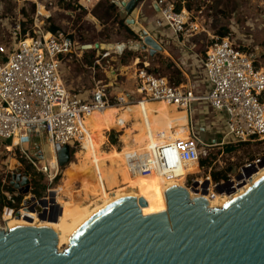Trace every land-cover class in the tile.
I'll return each instance as SVG.
<instances>
[{
    "label": "built area",
    "instance_id": "2783aa9c",
    "mask_svg": "<svg viewBox=\"0 0 264 264\" xmlns=\"http://www.w3.org/2000/svg\"><path fill=\"white\" fill-rule=\"evenodd\" d=\"M77 4L85 11L95 6L92 0H77ZM153 7L157 8L156 29L169 32L179 45L199 32V27L190 21L189 14L185 10L176 11L172 1L155 0ZM12 35L10 49L0 64V154L2 149L9 152L17 149L21 154L19 161L26 167L15 160L16 166L9 170V177L0 179V232L8 231V223L12 219H24L29 215L38 219L42 214L49 217L54 213L51 199L60 208L54 192L49 190L39 198L46 203L43 208L31 193L28 171L31 168L37 172L40 170L22 148L28 142L27 127L42 125L45 128L48 146L56 155L54 166L59 167L57 153L64 146L82 149L89 140L86 120L93 113L120 106L119 97L125 95L114 97L105 88L98 87L88 95L67 89L61 80V61L74 53L76 46L81 54L84 52L71 35L38 27L23 34L17 28ZM200 63L209 86L204 95L198 94L194 87L177 85L154 75L146 64L134 69V98L126 100L122 106L163 103L174 107L176 111L185 113L186 136L159 145L146 155L129 154L126 165L131 175L142 178L160 175L166 181H172L181 177L179 172L186 169V163L194 161L199 171L200 159L207 156L205 148L216 146V141L208 145L199 138L198 135L207 134L210 128L195 122L193 117L197 110H193V105L199 107L204 104L210 112L216 113L214 120L222 122L224 127L221 146L264 144V68L255 65L252 55L240 50L228 38L210 45ZM229 137L233 139L229 141ZM14 140L18 141L17 145H13ZM259 162L255 160L251 166L256 168ZM23 175H26L27 185L22 184ZM194 175H185L183 186L207 201L225 194H218V187L225 190L228 183L236 187L232 180L214 182L209 175L198 180L192 178ZM14 176H18L17 180L13 179ZM206 183V194L202 195ZM25 186L28 191L24 194ZM52 193L54 196L51 198Z\"/></svg>",
    "mask_w": 264,
    "mask_h": 264
},
{
    "label": "rangeland",
    "instance_id": "374dc122",
    "mask_svg": "<svg viewBox=\"0 0 264 264\" xmlns=\"http://www.w3.org/2000/svg\"><path fill=\"white\" fill-rule=\"evenodd\" d=\"M114 1L99 0L91 10L85 11L78 6L77 0H0V64L4 61L5 53L10 49L12 33L17 32V28L20 34H23L38 27L51 32L69 34L80 47L92 46V49L84 50L83 54L76 46L75 52H71L61 61L62 82L68 90L81 95H88L97 87L105 88L109 95L114 97H119L127 91L134 92V69L142 67L143 64H146L148 71L154 75H159L177 85L194 87L198 94L204 95L209 91V86L204 80L200 61L203 60L206 49L216 40L223 38H228L240 50L252 55L255 65L264 68V0H170L175 9L179 7V11L185 10L189 14L190 21L199 27V32L185 40L182 45H179L171 34L159 38L162 41L160 44L162 51L156 52L153 56L141 50L129 51L127 48L120 56L113 53L118 45L140 44L139 36L133 29L127 27L126 16L119 13ZM150 1L152 0H149L147 5ZM39 6L40 12H38ZM150 9L147 8L148 15L151 14ZM220 34L225 36L220 37ZM179 41L182 42L181 39ZM110 45L114 48L106 49V46ZM107 54L109 56H106ZM136 106L138 105L130 109L128 115L118 113L120 121L114 123L118 125L115 127L116 131L111 130L101 136L89 135L91 142L101 139V150L104 154L113 151L124 156V160L113 162V165L107 163L108 169L102 174H93L94 188L90 187L89 183L92 174L78 165L77 155L85 154L83 148L86 143L82 149L77 146L70 147L69 163L65 167L57 165L55 167L56 159L53 157L51 147L48 146L45 128L42 125H29L26 130L28 142L23 144L22 148L40 170L37 172L32 168L29 169L31 184L36 183L38 188H44L42 196L49 190L54 192L57 200H63L71 208L74 204L77 208L93 205L94 202L108 199L107 196L111 192L122 190L127 186L133 187V183L138 179L134 178L135 176L131 179L126 178L128 174L125 157L127 156L124 155V143L131 137L147 135L151 129L150 124L146 127L140 125L142 116L139 117L138 127L133 125L131 114ZM140 106L145 108L146 105ZM197 108L198 106L193 105L194 111ZM202 109L207 108L203 106ZM204 113L203 116L212 124L206 135L198 136L208 145L215 140L216 146L205 148L207 156L200 159L205 164L199 167V171H196L193 163H187L186 169L179 172L181 181L178 178L175 180L181 184L188 173H194L192 178L198 180L208 175L212 177V174H221L226 179L220 181L226 183L232 180L238 186L236 188H239L248 178H242L240 182L236 178L242 174L244 168H251L253 161L264 157V144L236 143L221 146L222 133H224L222 122L213 119L216 113H211L208 109ZM174 116L173 122H170L169 118L165 122L157 117L150 118L164 125V130L158 133V137H163L162 133H167V128L171 141L183 137L186 120L178 111ZM193 118L196 120V113ZM129 122L131 123L126 125ZM195 128L198 131L196 124ZM111 133L115 136V143H111L109 137ZM232 139L228 138L229 141ZM20 156L17 149L11 152L2 149L0 179L9 177L11 160H16L21 166L26 167L19 161ZM155 180L165 179L160 176ZM190 184L191 180L188 181V185ZM182 187L186 189L183 185ZM66 247H60V252Z\"/></svg>",
    "mask_w": 264,
    "mask_h": 264
},
{
    "label": "water",
    "instance_id": "95a60500",
    "mask_svg": "<svg viewBox=\"0 0 264 264\" xmlns=\"http://www.w3.org/2000/svg\"><path fill=\"white\" fill-rule=\"evenodd\" d=\"M137 3L139 0L114 1L126 16L127 27L141 40L140 44L118 46L153 56L162 47L156 33H147L137 25ZM69 159V147L64 146L57 153L59 167H65ZM261 167L264 157L256 168H244L236 180L249 178ZM247 169L250 171L244 173ZM23 176L22 184L27 185ZM206 187L207 183L202 195ZM27 191L25 186L22 192ZM216 191L230 194L234 188L228 183L225 190L218 187ZM163 194L166 209L155 189L115 203L111 210L94 216L75 231L61 252L55 233L49 229L20 227L0 232V264H264V177L240 197L224 204L218 200L220 207L214 209H208L201 197L190 200L181 189ZM50 203L54 213L40 215L41 222L55 223L61 215L53 199ZM38 204L46 206L42 199Z\"/></svg>",
    "mask_w": 264,
    "mask_h": 264
},
{
    "label": "bare ground",
    "instance_id": "6f19581e",
    "mask_svg": "<svg viewBox=\"0 0 264 264\" xmlns=\"http://www.w3.org/2000/svg\"><path fill=\"white\" fill-rule=\"evenodd\" d=\"M123 52H125L124 48L121 46L116 47V51H114V54L121 55ZM112 53V52H110ZM108 56V54L106 55ZM105 56V57H106ZM133 92H127L124 96L119 97L120 106L113 107V108H107L104 111L100 113H93L87 120H86V130L89 131V135L91 136H97V135H103L105 132H109L111 130H115V127L118 125L114 123H119L118 113H123L124 115H128V113L131 112V108L135 105H126L122 106V104L126 100L133 99ZM145 108L143 106H136L134 112L131 114V117L133 118V125L137 128L138 127V120L140 118V125L142 124L143 127H146L150 124V131L147 135H142L141 137H131L124 143V155L128 156L131 153H139L142 155H146L149 151H151L153 148L157 147L156 145H162L166 142H172L171 137L169 134V129H166L165 134L162 133L163 137H158V133L160 131L164 130V125L160 121H154L150 118L157 117V119L161 121H167L169 118V114L165 112L166 104L163 103H148L145 104ZM140 106V107H139ZM144 109H142V108ZM144 113V114H143ZM180 113V112H179ZM182 113V112H181ZM184 116L185 113L183 112ZM118 118V119H117ZM186 120V117H185ZM141 125V126H142ZM139 129V128H138ZM186 128L185 132L183 134L182 138H185ZM88 135V136H89ZM101 140V139H100ZM97 140L95 142H91L89 139L86 142L85 147L83 148L85 150V154L83 155H77L78 159V165L80 168L84 169L85 171H89L90 174H92L91 179L89 180L90 187L95 186L94 177L93 174L100 175L103 172H105L108 168H106V164L109 163L110 165H113V162L124 160V156L121 154H117L116 152H110L109 154H104L102 152V141ZM94 141V140H93ZM14 145L18 143V141H13ZM53 157L56 159V155L53 153ZM126 158V157H125ZM126 162V160H125ZM194 164V167H196V171L198 170V167L196 165V162H192ZM10 168H13L16 166L14 160H11ZM187 165V163H186ZM80 171V170H79ZM127 176L126 178L131 179L133 176L134 178L138 179L133 183V187L127 186L122 190H118L115 192H111L108 194L106 200L94 202L93 205H87L77 208L75 204L73 205V208H71L69 205H66L65 202L56 200V204L60 205L61 208V215L57 222H41L39 219L33 218V216L29 215L26 216L24 219H12L8 223L7 230H12L15 228L20 227H28V228H34V229H49L53 231L56 237L57 241V250L60 252V247L67 246L69 238L75 231H77L82 225H84L87 221H89L91 218H93L96 215L103 214L106 211H109L112 209V206L122 200L129 199L133 196H135L138 193L144 192L149 189H155V191L160 192V197L162 200L163 207L166 209L167 204L164 197V192L170 190V189H181L186 192L188 198L192 200V197H200L198 194L194 192H190L182 187L184 183L185 176L181 182V184L176 181H166V180H155L159 179L160 175H152L147 178H142L138 175H131L128 172V169L126 167ZM250 170H246L244 173H248ZM75 173V171H74ZM77 173V171H76ZM73 174V173H72ZM190 174V173H188ZM194 174V173H192ZM71 175V174H70ZM187 175V174H186ZM73 177V176H72ZM264 177V167L257 168L256 171L248 178L246 183L242 184L239 188H234V191L230 194H222L216 197L213 201L206 200L205 198H202L205 200V202L208 204V209H214L219 208L218 206V200L221 199V204L227 203L232 199L238 198L241 195H243L254 183L259 181L261 178ZM70 178V177H69ZM180 180V178H178ZM181 181V180H180ZM94 188V187H93ZM58 192V191H57ZM99 192V191H98ZM97 193V192H96ZM98 194V193H97ZM100 194V193H99ZM85 202V201H84ZM27 219H31L32 221L29 222Z\"/></svg>",
    "mask_w": 264,
    "mask_h": 264
},
{
    "label": "crops",
    "instance_id": "0c3cea01",
    "mask_svg": "<svg viewBox=\"0 0 264 264\" xmlns=\"http://www.w3.org/2000/svg\"><path fill=\"white\" fill-rule=\"evenodd\" d=\"M93 2H95V5L98 4L99 0H92ZM155 0H152L150 1V4L147 5V3L149 2V0H139V3H137V12H138V17L136 19V23L137 25H139L144 31H146L147 33H156L158 35V39H157V43L160 45L161 44V40L159 38H162L164 36H167L169 35L170 33L167 32L166 30H160V29H156L155 25H154V21L155 19L157 18V14H156V11L152 8V5H153V2ZM147 5V6H146ZM149 7V9L151 10V14L148 15L147 14V8ZM40 9L41 7L39 6L38 7V12H40ZM91 10V9H90ZM119 11V10H118ZM177 11V10H176ZM120 14H122L120 11H119ZM124 15V14H123ZM125 16V15H124ZM126 18V17H125ZM161 46V45H160ZM165 51V50H164ZM118 55V54H116ZM188 55V54H187ZM109 56V55H108ZM120 56V55H118ZM113 83V82H112ZM115 83V81H114ZM137 105V104H135ZM134 105V106H135ZM133 106V107H134ZM203 106L205 105H201L199 106L195 111L196 113V120L195 122L201 124V125H204V126H210V124H212V122H210L208 119L205 118V116H203L206 112L207 109H202ZM133 107L131 108V110L133 109ZM200 110H202L200 112ZM199 111V112H198ZM181 113V112H180ZM203 113V114H202ZM212 113V112H211ZM183 118H185L183 112L181 113ZM198 114V115H197ZM213 115V114H212ZM215 118V115L213 117V119ZM206 135V134H205ZM14 145V143H13ZM17 145V144H15Z\"/></svg>",
    "mask_w": 264,
    "mask_h": 264
},
{
    "label": "trees",
    "instance_id": "16d2710c",
    "mask_svg": "<svg viewBox=\"0 0 264 264\" xmlns=\"http://www.w3.org/2000/svg\"><path fill=\"white\" fill-rule=\"evenodd\" d=\"M176 10L179 11V7H178ZM122 23H123V22H122ZM224 36H225L224 34H220V37H224ZM127 92H128V91H127ZM165 109H166V113L169 114V120H170V122H173V120H174V118H175L174 114L176 113L175 108H174V107L166 106ZM172 134H173V133H172ZM109 137H110V139H111V143H115L116 140L114 139V134L111 133V135H110ZM204 164H205L204 161H200V163H199L200 167H203ZM211 178H212V180H213L214 182H218V181H220V180H223V179L225 180V179H226L225 176H224V175L222 176L221 174H212V177H211ZM32 190H33V191H32ZM32 190H31V193H32L37 199H39V198L42 196V194L44 193V188H43V187L38 188L36 183L32 184Z\"/></svg>",
    "mask_w": 264,
    "mask_h": 264
}]
</instances>
